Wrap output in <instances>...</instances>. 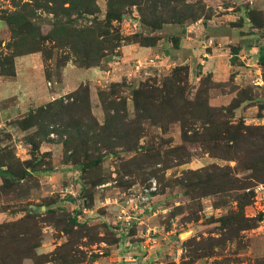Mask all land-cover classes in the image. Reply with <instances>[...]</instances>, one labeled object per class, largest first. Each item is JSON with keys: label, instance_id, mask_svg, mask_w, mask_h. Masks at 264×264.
<instances>
[{"label": "rangeland", "instance_id": "374dc122", "mask_svg": "<svg viewBox=\"0 0 264 264\" xmlns=\"http://www.w3.org/2000/svg\"><path fill=\"white\" fill-rule=\"evenodd\" d=\"M248 1L176 0L172 4L180 9H183L184 4L198 9L200 4L202 11H198L199 18L183 24H166L157 32H152L140 23L136 6H128L127 17L114 23L122 35L129 36L137 32L157 35L158 42L164 44L163 51L169 50L167 52L175 55L176 61L168 55V61L150 72L148 67L152 65L151 60L147 57L134 60L128 68H134L136 77L142 76L140 80L129 74L127 78H119L118 82L104 81L91 70L92 76L89 78L85 74L89 69L78 66L73 57L66 61L65 53L58 49H53L51 58H47L48 52L17 57L18 95L12 101V106L4 104L8 115L0 116V169L14 170L19 164L27 162L39 166L38 172L32 173V176L20 177L12 182H5V177L0 174V225L36 219L42 232L37 255L50 256L58 247L69 243L75 257L71 264L264 262V219L257 228L243 232L240 239L228 241L224 245L215 242L221 235L215 220L232 208L235 209V201L230 199L232 203L229 206L218 209L214 207V197L193 199L186 195V189L178 182L188 171L211 165L238 168L237 175L244 176L249 174L244 169L245 163L215 158L200 144L184 143L180 122L171 124L166 130L159 125H152L149 120L144 121L139 149L107 148L105 142L114 131L110 132V128L108 131H90L92 135H98L95 140H99V143H91L96 148L76 149L73 145H69V148L65 146L63 141L66 136L63 140L59 133V130L62 131L61 124L47 126L38 120L39 117L31 121L28 119L31 114L34 115L41 107L55 100L63 99L65 103H71L73 100L69 96L85 88L89 93L92 115L103 125L106 113L99 92L107 90L110 93L113 83H120L121 86L116 88L118 91L111 98L126 100L128 120L134 119L132 89L143 83L161 86L174 69L185 65L188 73L182 74L184 80L181 85H188L186 94L189 99L193 100L199 92L210 107L233 109V118L228 117L233 124L243 122L247 126H264V65L259 56L260 48H264V4L255 6ZM98 5L101 10L99 16L103 18L107 1L98 0ZM223 6L232 8L224 11ZM13 10L12 0H0V53L8 52L6 46L11 40V32L1 18L6 11ZM37 15L42 34L46 36L54 28V16L43 10H38ZM81 24L88 25L89 22ZM174 38L179 39L178 47L186 39L184 44L188 47L181 58L183 64L177 62L179 55L176 54ZM46 46L52 48L49 42H46ZM208 55L217 57V64L213 67ZM103 62L101 67L106 66ZM65 83L80 85L73 92L65 94ZM5 90L0 87V93H9ZM17 102L19 107L11 113L9 109ZM65 118L57 121L66 123L71 117ZM45 120L49 122L52 119L49 117ZM178 146H184L185 154L190 155L188 163L179 165L177 161L172 162L171 168L165 170L163 162H154L152 156L145 157L153 148L166 154ZM77 151L80 152L79 158L74 157ZM98 157H102V161L97 168L84 167ZM75 159H79L77 163ZM154 181L157 191L151 194L149 201L143 202L144 187L151 186ZM254 191L255 200L245 209L248 217L264 214V183L256 182ZM73 218L77 220L75 226L69 221ZM70 224L74 230L68 235L66 231ZM170 232L173 234L162 240L165 247L161 250L151 249L153 245L161 244L157 241L158 236L162 238V234L165 236ZM147 239L148 244L145 242ZM126 243L131 248H125ZM204 250L212 254L204 256ZM131 251L133 254L127 255ZM153 251L154 254L149 255ZM143 254L149 257L147 261L141 259ZM57 258L58 261L46 264H65L62 256L57 255ZM155 259L160 260L156 262ZM22 264L35 263L33 259L25 257Z\"/></svg>", "mask_w": 264, "mask_h": 264}, {"label": "trees", "instance_id": "16d2710c", "mask_svg": "<svg viewBox=\"0 0 264 264\" xmlns=\"http://www.w3.org/2000/svg\"><path fill=\"white\" fill-rule=\"evenodd\" d=\"M106 1L107 11L101 18L98 0H12L15 10L6 11L1 18L11 32V40L6 46L8 52L0 53V76H16L17 57L48 52L47 58H51L53 49L64 52L66 61L73 57L78 66L91 69L100 67L109 55H119V50L124 45L137 44L144 48L156 46L159 41L157 35L137 32L124 36L116 28L114 23L127 17L128 6L138 8L140 23L152 32L162 30L166 24H183L188 20H196L200 16L198 11H202L200 4L198 9L188 4L180 9L172 4L176 0ZM38 10L54 16V28L46 36L42 34L41 26L37 22ZM85 21L89 24H81ZM46 42L51 43L52 48L48 49ZM173 43L178 47L179 39L174 38ZM259 52L260 62L264 65V48L261 47ZM186 72L188 73L187 66H179L171 76L162 81L161 86L156 85L157 83H143L133 88L131 98L135 109L134 119L128 120L126 100L111 98V95L117 93L116 88L121 86L120 83H113L110 93L107 90L99 92L100 102L106 113L103 125L92 115L89 93L85 88H80L69 96L73 100L71 103H65L63 99L55 100L48 106L41 107L34 115L31 114L28 119L31 121L39 117L38 120L47 126L52 123L61 124L62 131L59 130V133L62 139L66 136L63 139L65 146L69 148V145H73L76 149L96 148L91 143H99V140H95L98 135H92L90 131H108L109 128L110 132L114 131L105 142L107 148L139 149V140L144 134V121L149 120L152 125H159L166 130L171 124L180 122L184 143L200 144L215 158L238 163L243 161L244 169L249 171L244 176L237 175L238 168L211 165L188 171L178 180L186 189V195L193 199L214 197L215 208L227 207L232 200L235 201V209L232 208L226 215L215 220L221 231L215 242L224 245L228 241L240 239L243 232L257 228L264 219V214L248 217L245 213L246 207L255 200V183H264V126H247L243 122L233 124L230 120L233 118V109L212 108L199 92L193 100L189 99L186 94L188 85H181L184 80L182 74ZM185 83L188 84L187 79ZM67 116L74 118H69L72 124L70 121H57L59 118L65 120ZM49 117L52 120L46 122L45 118ZM33 146L37 150L35 144ZM155 149L145 157L152 156L154 162H163L165 170L171 168L172 162L177 161L179 165H183L191 158L189 154H185L184 146L171 148L166 154ZM79 153L77 151L74 157L79 158ZM78 160L75 159L74 162L77 163ZM101 161L102 157H98L84 167L97 168ZM38 166L39 164L27 162L24 165L19 164L14 170L0 169V174L5 177V182H12L37 173ZM69 221L74 226L77 224L74 218ZM72 224L66 231L68 235L74 230L71 229ZM78 227L82 229L81 226ZM41 240L42 232L34 218L0 225V264H22L25 257L33 259L35 264H46L58 261L57 255L63 257L65 264L73 263L75 257L69 243L58 247L50 256L37 255L36 249ZM204 252V256L212 254L209 250ZM260 262L258 263L264 264Z\"/></svg>", "mask_w": 264, "mask_h": 264}, {"label": "crops", "instance_id": "0c3cea01", "mask_svg": "<svg viewBox=\"0 0 264 264\" xmlns=\"http://www.w3.org/2000/svg\"><path fill=\"white\" fill-rule=\"evenodd\" d=\"M240 2L241 1H238V3H240ZM248 2H250L252 5H255V6L256 5L259 6L261 4H264V0H249ZM263 7H264V5H263ZM231 8H232V6H230V7L225 6L224 11H229V9H231ZM226 16H229V15H226ZM1 26L2 25H0V27ZM185 41H186V39H183L180 47L175 48L176 54L179 55L177 62L182 63V64H183V62H181V58L183 55L186 54V49L188 47V45L184 44ZM166 44H168V42H166ZM163 46H164V44L160 43V42H158V44L156 46L150 47V48H144V47L138 46L136 44L124 45L119 50V55H117V56L111 55L108 57V59H106L103 62V65H106V66H104V67L100 66L96 69L94 68V70L91 68L89 70H86L85 74L87 76H89V78H90V76H92L91 71H94L98 74V76H99L98 78L102 77L104 81L110 80V82L113 80H115V82H118L119 78H121V77H122V79L124 77L127 78L126 75H129V74L135 78L137 76L135 69L134 68L129 69L128 66L134 60H138L140 57H147L148 60H151L152 65L150 67H148V70H150V72H152L153 70L155 71L156 69L161 67V64L163 62L168 61V58H169L168 55L172 57L171 59L174 58L173 60H174V62H176L175 61V55L167 52L169 50H166V52L163 51V49H162ZM208 57L210 58V60H208V61H212V65H211V62L209 63V65H211V67H213L214 64H217L216 55L215 56L214 55L213 56L208 55ZM111 58H113L114 60H111ZM117 58H120V60H115ZM78 72H80V71H78ZM139 77H140V79H142L141 75ZM139 77H136L137 80L139 79ZM12 82H15L14 85H12ZM18 83L19 82L17 81V75L13 78L0 76V87L1 88L4 87L6 89L5 91L9 92V93L5 92V94L0 93V116L4 115L6 117L8 115L6 108H4L3 106H4V104L5 105L9 104L12 106V101L15 100L17 95H18V93H17V91L19 90V84ZM16 84H18V87L16 86ZM77 85H80V84H76L74 86H71L70 84L66 85V83H65L66 87L64 86L65 88H63L66 90L65 94L73 92L75 89H77ZM8 87L10 88V90H8ZM13 89H14V92H13ZM18 107H19V102H17V104L14 105L9 110H10V112L11 111L13 112V110L15 112V109H17ZM171 234H173V232L167 233L165 236L162 234V238H160L158 236L157 241L161 242V244H155L151 247V249L156 248L157 250H161L163 247H165V245H164L165 242L162 243V240L164 241L166 239V236H170ZM144 238H146V237L144 236ZM145 242H146V244H148L147 243L148 239L145 240ZM155 242H156V240H155ZM129 246L130 245L126 243L125 248H131ZM115 247L117 248L118 251H120V249H119L120 247H118L117 245ZM127 250H130V249H127ZM127 250H125V252H127ZM154 252L155 251L149 252V255L154 254ZM132 254H133V252L131 251V253L129 252L127 255H132ZM178 254L179 255L181 254V250L178 251ZM148 258L149 257L145 256V254H143L141 256V259H143V261H147ZM133 260L135 261L136 259H133ZM158 260H160V259H155L156 262H158ZM174 261L178 262V259H175ZM155 264H158V263H155ZM159 264H165V263L163 261H161V262H159Z\"/></svg>", "mask_w": 264, "mask_h": 264}, {"label": "built area", "instance_id": "2783aa9c", "mask_svg": "<svg viewBox=\"0 0 264 264\" xmlns=\"http://www.w3.org/2000/svg\"><path fill=\"white\" fill-rule=\"evenodd\" d=\"M157 191V184H156V182L154 181V182H152V185L151 186H149V187H144V189H143V194H142V201L143 202H147V201H149L150 200V198H151V194L153 193V192H156Z\"/></svg>", "mask_w": 264, "mask_h": 264}]
</instances>
